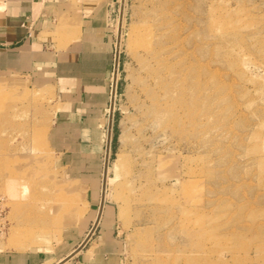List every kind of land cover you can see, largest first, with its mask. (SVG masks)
I'll use <instances>...</instances> for the list:
<instances>
[{
	"label": "rangeland",
	"instance_id": "374dc122",
	"mask_svg": "<svg viewBox=\"0 0 264 264\" xmlns=\"http://www.w3.org/2000/svg\"><path fill=\"white\" fill-rule=\"evenodd\" d=\"M108 18L118 64L84 168L51 142L56 86L0 75L21 83L0 88V247L81 225L85 246L112 230L119 264H264V0H115Z\"/></svg>",
	"mask_w": 264,
	"mask_h": 264
},
{
	"label": "crops",
	"instance_id": "0c3cea01",
	"mask_svg": "<svg viewBox=\"0 0 264 264\" xmlns=\"http://www.w3.org/2000/svg\"><path fill=\"white\" fill-rule=\"evenodd\" d=\"M114 2L0 0V75L21 74L37 86H56L61 107L49 135L56 151L69 159L65 167L79 166L71 164L78 158L84 168L82 156L100 151L117 56L108 18ZM83 230L75 226L55 246L0 247V264H119L118 241L107 227L90 246L61 262L81 244L86 234L77 238Z\"/></svg>",
	"mask_w": 264,
	"mask_h": 264
},
{
	"label": "bare ground",
	"instance_id": "6f19581e",
	"mask_svg": "<svg viewBox=\"0 0 264 264\" xmlns=\"http://www.w3.org/2000/svg\"><path fill=\"white\" fill-rule=\"evenodd\" d=\"M21 85V83L19 82V81H16V82H13V83H7V82H2V81H0V88H2L3 86L4 87H6V88H8V89H16V88H19V86ZM114 107V106H113ZM110 133L112 134V131L110 130V128H109V135H108V145L110 144V142H111V138H110ZM112 137V136H111ZM108 151H109V148H108ZM107 170H108V167H107V169H106V172H107ZM13 172V171H12ZM11 175V174H10ZM7 186L13 191V194L17 191L16 189H17V184H18V181L16 180V178H10V179H8L7 181ZM11 195V194H10ZM12 196V195H11ZM76 209V208H75ZM73 207L70 209V210H68V211H66V212H76V210H75ZM100 212H99V215H98V217H97V219L95 220V227L94 228H92V231H94L95 230V228H96V226H97V224L99 223V221H100V217H101V215H102V212H103V208H101L100 210H99ZM35 232V230L33 231H29V230H27V231H24V235H22V233H21V235H18V233H14L13 235H12V237L10 238V240H9V244L11 245V246H13L14 248L16 247V248H25V247H27L28 245H27V238H29L33 233ZM38 232H42L41 230H36V233H38ZM91 233V232H90ZM89 233V235L83 240V241H85V240H89L90 239V237H91V235L92 234H90ZM8 241V240H7ZM82 241V242H83ZM82 242H81V244H82ZM5 243V242H4ZM3 243V244H4ZM81 244L78 246V248L81 246ZM77 249V248H76ZM76 249H75V251H76ZM71 254H69L68 256H70ZM67 256V257H68ZM67 257L64 259V260H66L67 259ZM64 260H62L61 262H66V261H64ZM60 263V262H59Z\"/></svg>",
	"mask_w": 264,
	"mask_h": 264
},
{
	"label": "water",
	"instance_id": "95a60500",
	"mask_svg": "<svg viewBox=\"0 0 264 264\" xmlns=\"http://www.w3.org/2000/svg\"><path fill=\"white\" fill-rule=\"evenodd\" d=\"M117 64H118V55L116 56V66H115V71H116V69H117ZM112 124H113V120H112V118H111V120H110V126H109V128H110L111 131H112ZM108 148L110 149V144L108 145ZM106 168H107V166H106ZM94 227H95V226H94ZM94 227H93V228H94ZM87 242H88V240L83 241L82 244H81V246H80L79 248H77L76 251H74L70 256H68L67 259L64 260V261H67V260L70 259L73 255H75V254L78 253L80 250H82L83 247L86 245Z\"/></svg>",
	"mask_w": 264,
	"mask_h": 264
}]
</instances>
